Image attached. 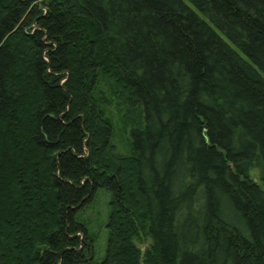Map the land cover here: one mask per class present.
Masks as SVG:
<instances>
[{
    "label": "trees",
    "instance_id": "1",
    "mask_svg": "<svg viewBox=\"0 0 264 264\" xmlns=\"http://www.w3.org/2000/svg\"><path fill=\"white\" fill-rule=\"evenodd\" d=\"M0 264H264V0H0Z\"/></svg>",
    "mask_w": 264,
    "mask_h": 264
},
{
    "label": "rangeland",
    "instance_id": "2",
    "mask_svg": "<svg viewBox=\"0 0 264 264\" xmlns=\"http://www.w3.org/2000/svg\"><path fill=\"white\" fill-rule=\"evenodd\" d=\"M113 124L115 126L116 132V144L119 149L124 150L127 148L128 138L125 133L122 131L118 132L119 129H122V123L120 114L118 111L113 110ZM120 121V122H119ZM118 130V131H117ZM250 177L253 181L260 184L258 171L252 169L250 171ZM109 216V193L104 188H98L92 200L88 202L82 210L78 213V217L86 225L88 234L95 238V259L101 261L106 254L108 233H107V220ZM146 246H149V242H146L145 245H139L141 250H144Z\"/></svg>",
    "mask_w": 264,
    "mask_h": 264
}]
</instances>
